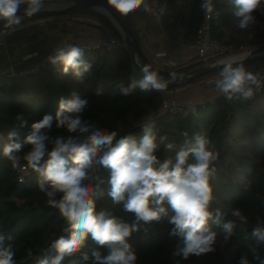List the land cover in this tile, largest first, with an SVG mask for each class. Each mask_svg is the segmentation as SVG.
I'll return each mask as SVG.
<instances>
[{"label":"trees","instance_id":"trees-1","mask_svg":"<svg viewBox=\"0 0 264 264\" xmlns=\"http://www.w3.org/2000/svg\"><path fill=\"white\" fill-rule=\"evenodd\" d=\"M159 1L166 6L161 22L165 33L170 38H176L183 32L184 42L193 43L197 29L205 18V13L200 8L201 0ZM213 4L214 11L209 19L213 38L230 44L235 49L264 45V15L259 11L254 12L256 22L247 29H240L230 0H213ZM60 14L88 17L122 40L111 19L95 9L70 10ZM120 17L122 18L121 15ZM124 23L135 40L142 63L157 71L164 80H170L169 74L172 72L178 76L208 62L197 58L184 66L166 69L157 67L143 52L133 28L125 21ZM83 58L92 67L84 75L82 83L73 73L62 74L61 65L52 63L29 76H0V232L11 237L5 240V245H12L16 253V264H37L47 254L53 240L68 235L69 224L57 209L47 204V197L37 186L36 172L27 167L24 179H18V167H13L12 162L3 156L7 133L19 129L22 136L27 135L30 125L44 114L55 117L59 100L71 99L73 91L88 99L84 118L97 127L116 131L117 138L128 134L139 138L142 135L140 126L149 118L154 120L156 131L167 137L166 142L177 146L185 141V132L189 140L196 134H206L219 153L217 174L211 181L214 196L211 209L219 208L225 220H234L232 210L239 208L248 218L247 225H240L237 221L235 234L227 242L219 234L218 227L212 224L213 229L218 232L215 251L199 257L192 256L188 260L173 255L177 239L169 237L171 225L167 220L152 222L140 232L134 233L130 240L137 253V264H237L241 255H246L250 264H257L249 248L255 245L250 232L256 225L257 218L264 219V86L248 100H228L219 96L213 101L199 104L195 112L164 111L157 115L166 90L141 91L137 88L129 95H122L117 88L119 83L127 86L132 80L141 78L124 45L112 50L99 48L85 51ZM242 63L264 65V56H255ZM217 72L218 70L187 82L198 81ZM17 115H23L28 121V127H19ZM51 134L67 135L65 130L55 127V119ZM29 147L26 145L17 154L19 164L27 163L24 155ZM157 155L164 159L174 155V152L166 151L161 145ZM101 173L105 180L102 185L104 196L97 200V210L109 209L114 215L131 221L132 214L124 213L107 196L108 173L103 169ZM243 228H247V233ZM246 235L249 236L248 239L245 238ZM96 247L98 246L89 242L81 250L89 253L88 264H91L90 254ZM258 251L264 258V244L258 246ZM80 256L81 253L78 252L66 257L63 264H81Z\"/></svg>","mask_w":264,"mask_h":264},{"label":"clouds","instance_id":"clouds-1","mask_svg":"<svg viewBox=\"0 0 264 264\" xmlns=\"http://www.w3.org/2000/svg\"><path fill=\"white\" fill-rule=\"evenodd\" d=\"M45 0H0V24L2 30L14 31L25 17H32L44 9ZM121 15L137 9L151 11L150 0H107ZM240 29H247L256 22L254 12L264 15V0H230ZM201 10L211 19L213 0H201ZM23 12V15L19 13ZM218 15V13H217ZM157 55L163 56L164 53ZM84 50L69 45L59 48L47 57L53 65H61L62 74L73 73L83 82L91 70V63L84 60ZM219 76L212 83L226 99L248 100L255 91L264 86L260 73L246 70L236 59L222 62ZM140 79L127 86L117 84L122 95L141 91H165L170 80H164L149 65L141 69ZM71 99L61 98L55 117L44 114L30 125V131L22 136L19 129L7 133L3 156L19 167L17 154L26 145L30 146L24 160L26 167L38 174L37 186L47 197V204L59 211L68 222V235L60 236L50 244L47 254L37 264H63L66 257L80 252L81 264H88L89 253L81 252L89 242L98 246L91 252V264H137V253L130 243L134 233L152 222L167 220L171 225L170 238H176L173 255L188 260L215 251L218 232L227 242L234 234L237 221L247 225L248 218L239 208L232 210L234 220H225L219 208L211 209L213 202L212 179L217 174L219 153L206 134H196L177 146L166 142L167 137L155 129L152 118L140 126L142 135L118 137L116 131L97 127L83 116L88 99L73 91ZM20 128L28 127L23 115H17ZM55 127L67 135H52ZM174 155L161 159L157 155L160 146ZM101 169L108 173L107 196L113 205L120 206L124 213L132 214L131 221L114 215L109 209L97 210V200L104 196L105 180ZM247 233V228L242 229ZM249 238L248 235L245 236ZM255 245L249 251L257 264H264L258 246L264 244V219L257 218L250 232ZM11 239L0 232V264H16ZM103 249V251H101ZM237 264H250L246 255H241Z\"/></svg>","mask_w":264,"mask_h":264},{"label":"crops","instance_id":"crops-1","mask_svg":"<svg viewBox=\"0 0 264 264\" xmlns=\"http://www.w3.org/2000/svg\"><path fill=\"white\" fill-rule=\"evenodd\" d=\"M121 16L133 28L143 52L157 67L159 61L154 55L161 50L168 51V58L177 61L178 66L190 64L197 59L191 44L181 42L179 34L176 38H170L163 30L162 24L147 12L137 9L126 16ZM0 30L5 41L4 45H0V76H3L11 63L16 67L22 66L21 58L29 52L45 53L62 43L113 35L107 29L101 28L97 21L88 17L61 14L24 18L22 24L14 31L5 32L2 26ZM253 64L243 65L246 70L251 71ZM207 77L196 81L195 89L182 92L177 98L182 102L205 103L221 96L214 84H205Z\"/></svg>","mask_w":264,"mask_h":264},{"label":"built area","instance_id":"built-area-1","mask_svg":"<svg viewBox=\"0 0 264 264\" xmlns=\"http://www.w3.org/2000/svg\"><path fill=\"white\" fill-rule=\"evenodd\" d=\"M73 3L75 0H45L44 7H54V8H61L66 6L65 2ZM56 4H60L56 6ZM151 11L147 12L151 17L157 20L159 23L162 22V17L166 12V6L164 3H161L159 0H150ZM139 11H144L142 8L138 9ZM146 12V11H144ZM179 39L181 42L183 40V32H180ZM4 37L2 31L0 30V45H4ZM73 45L78 46L85 51L104 48L106 50L116 49L117 47L123 45V41L120 40L115 35L105 36L100 39L94 40H85V41H77L72 43H62L61 45L55 47L53 50L45 53H39L37 51H32L25 54L22 58V66L16 67L13 63L10 64L9 68L5 70L3 76L8 78H20L24 76H29L35 73L40 72L44 68L48 67L50 62L48 61L47 57L54 53L56 49L64 48L66 46ZM191 47L194 49L196 53V57L198 59H205L208 60L207 63H212L215 61H223L229 59H239L241 57H235L243 52H246V48L241 46L238 49H235L232 45L223 43L220 40L213 38L210 32V22L209 19L204 18L203 23L197 29V36L193 43H191ZM158 53H164L163 56L157 55ZM155 58L158 59L159 67L166 69V68H175L178 67V62L172 60L169 57V53L166 50H161L155 53ZM234 56V57H233ZM206 63V64H207ZM253 73H260L261 78L264 79V65L253 64L250 69ZM220 70L217 73L207 77L205 79V84L213 85L212 83L216 78L219 76ZM199 81V80H198ZM196 81L194 82H187L183 81L176 86L169 87L163 94V99L161 102V106L157 115L164 111H171V112H195L199 104L204 103H196V102H182L177 97L180 93L185 91H192L195 89ZM263 87V86H262ZM261 87V88H262ZM255 91L253 97L261 90ZM221 96H224L221 94ZM225 97V96H224ZM19 176L18 179L22 181L24 179V174L27 171V167L25 163H20L18 167Z\"/></svg>","mask_w":264,"mask_h":264},{"label":"water","instance_id":"water-1","mask_svg":"<svg viewBox=\"0 0 264 264\" xmlns=\"http://www.w3.org/2000/svg\"><path fill=\"white\" fill-rule=\"evenodd\" d=\"M99 7H102L104 10L100 9ZM85 8L95 9L101 13H104L106 16H108L111 19V21L117 27V29L119 30L121 34L123 45L127 48V50L130 53L135 70L139 73L140 76H142L141 69L144 66V64L142 63L141 58L139 56L135 40L132 34L130 33V31L127 29L124 23V20L120 17L118 12H116L107 2L103 0H75L73 3H69L66 6L61 7V8H54V7H49V6L44 7V9L41 12L33 15L32 18L60 14V13L68 12L70 10H78V9H85ZM19 15L21 16L23 15L22 10L19 13ZM1 26L2 24H0V27ZM255 56H264V45H260V46L253 47V48H248L246 50V54L242 58H239L236 60L242 63ZM224 61H227V60L215 61L212 63L203 64L191 70H188L176 76V79L174 81H170L168 83L167 88L176 86L177 84L183 81H188L192 78L200 77L210 72L220 70L221 67L223 66L222 62ZM166 81H169V80H166Z\"/></svg>","mask_w":264,"mask_h":264},{"label":"bare ground","instance_id":"bare-ground-1","mask_svg":"<svg viewBox=\"0 0 264 264\" xmlns=\"http://www.w3.org/2000/svg\"><path fill=\"white\" fill-rule=\"evenodd\" d=\"M66 4L68 3L67 1L65 2ZM60 4H56V6H59ZM100 9L104 10L102 7H99ZM246 54V52H243L239 55H236L235 57H241V56H244ZM234 57V56H233Z\"/></svg>","mask_w":264,"mask_h":264},{"label":"rangeland","instance_id":"rangeland-1","mask_svg":"<svg viewBox=\"0 0 264 264\" xmlns=\"http://www.w3.org/2000/svg\"><path fill=\"white\" fill-rule=\"evenodd\" d=\"M246 48V47H245ZM248 48H253V47H247L246 49H248ZM260 65H262V63L260 64ZM209 77V76H208Z\"/></svg>","mask_w":264,"mask_h":264}]
</instances>
